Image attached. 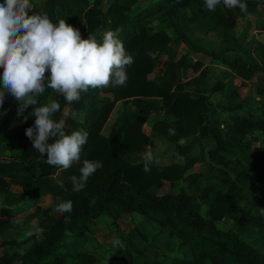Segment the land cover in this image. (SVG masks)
Wrapping results in <instances>:
<instances>
[{
    "label": "trees",
    "instance_id": "trees-1",
    "mask_svg": "<svg viewBox=\"0 0 264 264\" xmlns=\"http://www.w3.org/2000/svg\"><path fill=\"white\" fill-rule=\"evenodd\" d=\"M83 1L86 7L68 19L59 15L63 8L61 0H46L45 13L54 23L61 19L69 22L80 29L82 36L107 26L123 42L134 63L127 69L126 86L90 89L82 93L80 101L71 105L63 96L54 93V100L61 105L54 119L59 120L63 108L69 106L82 118L68 115L64 119L66 132L82 129L89 134L81 162L67 170L48 165L46 154L41 156L26 137L25 130L35 119L31 116V107L18 117L15 99L5 98L0 107V149L8 153H0V197H4L0 216L6 220L0 221V234L26 224L28 218L19 215L30 201L45 195L52 196L55 206L71 200L73 210L60 213L57 219L47 214L48 223L40 219L38 227L46 228V235L22 253L0 255V264H68L72 258L77 260L76 264H95L96 257L81 250L88 239L86 224L101 215L112 214L113 206L120 207L124 213L144 215L158 226L169 227L172 235L186 239L192 245L193 258L175 264H206V261L211 264H264V255H258L250 244L216 225L229 216L264 235V215L260 214V208H264V178L259 174L254 178L250 176L252 165L247 157L251 145L245 141L246 136L257 132L264 143V96L258 99L260 106L256 109L245 110L244 115H232L230 122L220 121L214 107L223 106L207 104L199 87L195 86L192 93H178L182 87L179 70L187 65V54L170 59L158 81L149 79L147 76L158 54L164 51L171 38L163 30L150 33L145 25L152 16L165 14L189 50L202 52L227 65L241 78L249 79L256 70L264 69V44L248 39L245 32H237L235 25L246 13L259 15L258 6L264 4V0H244L246 12L239 8L226 9L223 4L209 11L204 0H159L144 7L136 6L138 0H112L105 10L103 0H94L92 4ZM183 7H188L189 14H181ZM260 29L264 30V21ZM195 78L203 82L205 73L202 71ZM221 88L222 84L217 82L212 89ZM46 94L48 89L38 97L37 106H42ZM101 94L108 102H104ZM148 98H159L160 102ZM119 101L131 103L133 108L124 109L108 134H104L103 128ZM223 108L229 109L225 105ZM166 109L169 113L154 123L153 130L169 142L192 135L194 141H199L200 151L198 155H191V143L176 145L182 162L173 160L166 165H153L151 171L145 173L143 162L139 160L149 137L142 131V125L152 112ZM257 112L260 116H256ZM204 141L214 143L206 153ZM85 159L100 161L103 166L89 178L83 190L73 192L70 177L80 175L79 169ZM207 161L206 173L191 172L185 176L186 189L176 194L156 193L164 183L180 180L195 163ZM256 161H264V151ZM210 175L217 178L221 188L207 185L198 197L189 192L201 177ZM61 183L64 188L60 187ZM12 184L21 187L18 195L12 194ZM243 188L254 192L251 204L255 211L242 206L238 196ZM66 234L70 235L67 241ZM13 242L3 241V244Z\"/></svg>",
    "mask_w": 264,
    "mask_h": 264
},
{
    "label": "clouds",
    "instance_id": "clouds-1",
    "mask_svg": "<svg viewBox=\"0 0 264 264\" xmlns=\"http://www.w3.org/2000/svg\"><path fill=\"white\" fill-rule=\"evenodd\" d=\"M221 4L229 10L247 11L244 0H204L209 11H215ZM33 7L31 0L0 3V69L3 70L0 107L6 93L17 102L18 117L31 107V116L35 119L25 130L26 137L41 156L46 154L48 165L67 170L81 162L89 134L82 129L66 132L65 120L54 119L61 105L50 99L37 106L38 97L51 89L71 105L80 101L82 93L90 89L126 86L127 69L134 58L114 31L104 32L99 40L95 35L84 38L80 29L63 19L54 23L46 13L33 11ZM142 162L145 173L150 172L153 165L160 164L152 146L147 147ZM102 166L100 161L83 160L80 175L70 177L72 191L83 190L89 178ZM60 187L64 185L61 183ZM72 210L71 200L61 201L54 208L57 213H71ZM260 214L264 215V208H260ZM40 231L33 224L29 235Z\"/></svg>",
    "mask_w": 264,
    "mask_h": 264
},
{
    "label": "rangeland",
    "instance_id": "rangeland-1",
    "mask_svg": "<svg viewBox=\"0 0 264 264\" xmlns=\"http://www.w3.org/2000/svg\"><path fill=\"white\" fill-rule=\"evenodd\" d=\"M61 1L63 3V8L62 11L59 12V15L62 14L67 19L70 15H76L80 10L86 7V3L83 0ZM93 1L94 0H88V3L92 4ZM146 1L147 0H138L136 6H148L149 2ZM31 2L34 6L33 11L37 13H45L46 0H31ZM111 2L112 0H103V9L105 10ZM189 12L188 7H183L181 9L182 15H187ZM250 18L254 19L255 16ZM255 20H253V24H250L252 27L247 31L242 30L243 26L241 21L235 25V29L239 32L246 31L248 39L256 38L257 41L264 44V31L257 28L264 20L259 19L258 17L255 18ZM145 24L150 31L167 29L168 34H172L170 33L171 27L167 24V19L164 14L151 17L145 21ZM245 24L246 22L243 23V25ZM106 31H109L108 27L104 26L91 35H95L99 40ZM87 35L82 37L86 38ZM181 50L183 51V54H181ZM186 52L187 50L183 46L174 45L172 53L178 58ZM188 54L191 55H189V59H192L193 57L196 58V55L191 51H188L187 55ZM256 54L259 55L258 53H255V55ZM211 68L209 70L212 71V73L210 72L211 74L208 78L206 77L203 82H200V80L198 81L196 78L191 80L188 89L193 90L195 86L199 87L201 96L204 97L207 104L208 102H212L223 107L224 105L227 106L229 109L214 107V110L219 114L220 121L225 120L230 122L232 115H244L245 110H254L260 106L258 99L264 96V69L256 70L249 79H244L237 75L235 71L217 69L213 66ZM2 71H0V74H2ZM216 73L219 76H215ZM220 77L222 78L221 80H219ZM217 82L222 84V88L214 91L212 88ZM54 93L53 90L48 89V94H46L45 101L42 105L48 103L50 99H54ZM5 96L6 98L14 99L7 93ZM101 97L104 99V102H108V98L103 96V94H101ZM237 105L241 106L240 109H232L237 107ZM132 108L133 105L131 103H121L116 106L113 109V112H111L108 124L106 125V128H104V132H108L111 123L115 119H118L124 109L130 110ZM68 115L79 119L82 118V115L73 112L71 107L65 106L63 108V115L60 119H65ZM256 116H260L259 112L256 113ZM152 141L154 142V139ZM245 141H248L251 145V152L247 157L252 165L250 176L254 178L259 174L264 178V161H256L260 152L264 151V143L261 142V136L257 132H254L253 135L246 136ZM213 145L214 143L211 141H204L205 150L211 148ZM146 149L147 146L145 147L144 152ZM190 152H198V148H193ZM0 153L7 154L8 152L0 149ZM202 163L203 164H197L198 166L196 165L195 172H207V164L209 161ZM187 173L188 172H186L185 175H187ZM185 175L173 184L165 183L162 188L156 190V193L163 195L168 193L176 194L179 191L186 189L188 184L187 181H185ZM211 184H215L216 188H221V184L217 182V178L210 175L208 177H201L197 185L190 189L189 192L198 197L202 188ZM20 189V186L14 184H12L10 188L13 195H18ZM254 196L255 194L253 191L247 188L242 189V192L238 197L244 209L255 211L254 206L251 204ZM203 205L204 204L201 205V210L204 212L205 208ZM54 208L55 205L51 195H45L37 200L30 201L27 209L19 215V217L28 218L27 223L20 228L7 229L6 232H4L5 234L0 236V255L14 252L22 253L38 243L46 235L47 229L43 228L38 234L33 232L32 235H29V231L32 230L33 224L38 226L40 219H44L46 222L47 218L45 219V217L47 214L53 219H57L60 213L55 212ZM216 225L222 231L233 232L245 244H250L258 255H264V235L249 226L247 223L235 222V220L227 216L225 219L217 222ZM86 228L88 234L91 233V237L94 238L91 242L88 241V250H93L91 253L97 259L96 264H175L180 261H189L193 258L192 245H189L186 242V239L174 236V234L172 235L169 227L158 226L156 223L150 221L146 216L141 214L124 213L118 206H113L112 214L101 215L89 221L86 224ZM69 239L70 235L66 234L65 240L67 241ZM117 240L119 243H116ZM3 241L14 242L3 244ZM76 263V259L72 258L68 260V264ZM206 264L211 263L206 261Z\"/></svg>",
    "mask_w": 264,
    "mask_h": 264
},
{
    "label": "crops",
    "instance_id": "crops-1",
    "mask_svg": "<svg viewBox=\"0 0 264 264\" xmlns=\"http://www.w3.org/2000/svg\"><path fill=\"white\" fill-rule=\"evenodd\" d=\"M156 1H159V0H147L146 2H149L148 4H153L154 2ZM258 10L260 11V14L259 15H253V14H249V13H246L244 16H241L237 19V22L236 24L241 21L242 23V30H248L250 29L252 26H250V24H253V20H255V18H259V19H262L264 20V4H260L258 6ZM160 14H163V13H160ZM159 15V14H157ZM157 15H154L152 17H156ZM164 16L166 17V15L164 14ZM252 16H255V18H250ZM150 19V18H149ZM167 19V24L171 27L170 25V22L168 20V18L166 17ZM148 20V19H147ZM257 20V19H256ZM255 20V21H256ZM246 22L245 25H243V23ZM146 25V24H145ZM147 27V25H146ZM148 28V27H147ZM258 29H260V26L257 27ZM257 29V30H258ZM149 30V29H148ZM159 30H163L165 32H167L168 34V30L167 29H157V30H154V31H150V33H154V32H157ZM237 30V29H235ZM261 30V29H260ZM238 31V30H237ZM245 31V33H246ZM264 31V30H263ZM239 32V31H238ZM242 32V31H240ZM254 32V31H253ZM256 32V31H255ZM170 33L172 34H168L169 37L171 38L169 44L167 45V47L164 49V51L161 53V54H158L157 56V59L155 61V64H154V67H153V70L152 72H150L148 74V78L149 79H152V80H157L159 79L160 76H162L164 74V71H165V68L169 62L170 59H179L180 57L177 58L176 55H174L173 52V49H174V45H181L183 46L184 48H186L187 52L188 51H191L189 50L185 44L178 38L177 34L175 33V31L173 30V28L171 27V31ZM254 39L255 41L256 38H252ZM180 42V43H179ZM257 42H260V41H257ZM261 43V42H260ZM181 54H183V51L181 50L180 51ZM187 52L185 54H187ZM193 54L196 55V58L193 57L192 59H189V57L191 56L190 54H188V58H187V65L180 68L179 70V75H180V78H181V83H182V87L178 90V93L181 92V91H189L192 93L193 90H189L188 87H189V83L191 80L195 79V77H198L199 74L203 71L205 73V77H209L210 74L212 73V71H210L209 69L213 66L217 69H222V70H228V71H233L230 67H228L227 65L219 62L218 60L214 59V58H211L210 56L202 53V52H196V51H191ZM190 55V56H189ZM198 63V66L195 67V64ZM212 69V68H211ZM214 70V69H213ZM216 71V70H214ZM211 72V73H210ZM220 74V72H219ZM215 76H219L217 75V73L215 74ZM222 77V76H221ZM219 78V80H221L222 78ZM175 88V87H174ZM173 88V89H174ZM216 91V90H214ZM149 100H157L158 102H160V99L159 98H148ZM120 102V101H119ZM116 103L115 107L118 106L119 104L121 103ZM114 107V108H115ZM113 108V109H114ZM167 111V112H166ZM113 112V110H112ZM169 113V110L166 109L164 111H154L152 112L148 117L147 119L145 120V122L143 123L142 125V131L149 137V140H148V143H147V147L148 146H152V149H153V152H154V155L156 157H158L160 159V164L159 165H166V164H169L171 161L173 160H176V161H180L182 162V158L180 157L179 155V151L177 150V147L176 145H180V146H186L188 144L191 143L192 145V149L190 151L193 150V148L196 149V147L198 148V152H193L191 153V155H198L199 151H200V143L199 141H194V138L192 135L190 136H187V137H183V138H180L179 140L175 141V142H169L167 141L165 138H163V136H160L155 130H153V125L154 123L158 122V121H161L163 120L165 117L164 115L168 114ZM111 115V114H110ZM120 116V115H119ZM110 117V116H109ZM117 119H115L110 127L108 128V132L112 126V124L116 121ZM108 121H109V118L104 126V128H106V125L108 124ZM104 128H103V133L104 134H108L104 132ZM197 138H199L198 135H196ZM154 139V142L152 141ZM153 142V143H152ZM150 143V144H149ZM152 143V145H151ZM204 144V143H203ZM205 148H204V152H205ZM142 158L139 160L141 161ZM138 161V162H139ZM197 164H203L202 162H197L194 164V166L188 171V173H191V172H195V168L198 166ZM197 165V166H196ZM194 168V169H193ZM187 173V175H188ZM186 176V175H185ZM167 183V182H166ZM170 184V183H168ZM165 185V183H164ZM163 185V186H164ZM162 186V187H163ZM161 187V188H162ZM160 189V188H159ZM21 192V189L20 191ZM4 197L1 196L0 197V203L3 201ZM3 220H6V218L4 217H1L0 216V221H3ZM25 225V224H24ZM23 225V226H24ZM22 227V226H21ZM20 228V227H19ZM15 229V228H14ZM7 230V229H6ZM6 230H4V232H6ZM9 230V229H8ZM2 233L0 234V236H2L3 234L5 233ZM91 234V233H90ZM88 234V239H87V242L84 244V246L81 248L82 251L86 252V253H91L93 252V250H88V241H92L94 240V238L91 237V235ZM2 243V242H1ZM92 254V253H91ZM96 264V263H95Z\"/></svg>",
    "mask_w": 264,
    "mask_h": 264
},
{
    "label": "water",
    "instance_id": "water-1",
    "mask_svg": "<svg viewBox=\"0 0 264 264\" xmlns=\"http://www.w3.org/2000/svg\"><path fill=\"white\" fill-rule=\"evenodd\" d=\"M167 112V111H166Z\"/></svg>",
    "mask_w": 264,
    "mask_h": 264
}]
</instances>
